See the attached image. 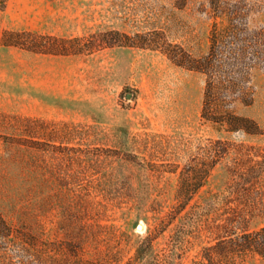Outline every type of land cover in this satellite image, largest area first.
<instances>
[{"label": "rangeland", "instance_id": "374dc122", "mask_svg": "<svg viewBox=\"0 0 264 264\" xmlns=\"http://www.w3.org/2000/svg\"><path fill=\"white\" fill-rule=\"evenodd\" d=\"M218 2L264 28V0ZM213 5L0 0V216L10 228L0 237V264H201L232 212L224 201L252 214V230L264 227V134L202 120L203 74L149 48L63 56L1 42L7 30L64 38L150 33L200 56L210 47ZM218 22L224 27L227 16ZM253 85L252 105L236 110L264 130V69L255 70ZM184 173L203 186L187 212L158 230ZM236 264H264V257Z\"/></svg>", "mask_w": 264, "mask_h": 264}, {"label": "trees", "instance_id": "16d2710c", "mask_svg": "<svg viewBox=\"0 0 264 264\" xmlns=\"http://www.w3.org/2000/svg\"><path fill=\"white\" fill-rule=\"evenodd\" d=\"M212 3L210 47L206 54L200 56L193 55L182 45L170 42L165 37L156 40L150 33L130 36L119 31H109L64 38L32 31L7 30L3 32L1 42L4 46L39 54L63 56L91 53L99 48L112 46L159 50L177 66L205 76L202 120L225 126L230 132L244 131L251 135H262L264 130L259 124L239 115L236 108L238 104L250 106L254 101L253 74L257 69H264V28L251 27L242 9L223 10L218 0H212ZM221 15L227 16L224 27L219 26L218 18ZM219 144L223 145L225 150L222 153L226 154L227 143L220 141ZM216 160L217 158L203 170L206 178ZM187 175L184 173L180 180L175 202L158 230L162 226L164 229L171 225L187 212L193 195L203 186V180L194 181ZM223 203H226L224 208L232 212L223 216L218 226L216 242L204 248L201 264H236L238 260L248 257H264V227L252 230V214L237 211L228 206L227 201ZM156 233L152 232L146 241L152 243ZM9 236L10 228L0 216V237Z\"/></svg>", "mask_w": 264, "mask_h": 264}, {"label": "water", "instance_id": "95a60500", "mask_svg": "<svg viewBox=\"0 0 264 264\" xmlns=\"http://www.w3.org/2000/svg\"><path fill=\"white\" fill-rule=\"evenodd\" d=\"M143 227H144V226H143L142 224H139V225H138V228H139V229H142Z\"/></svg>", "mask_w": 264, "mask_h": 264}]
</instances>
